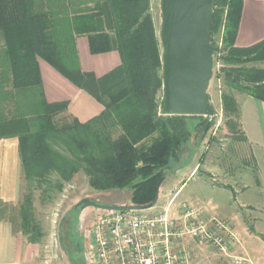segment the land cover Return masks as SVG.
Returning a JSON list of instances; mask_svg holds the SVG:
<instances>
[{
	"label": "trees",
	"instance_id": "trees-1",
	"mask_svg": "<svg viewBox=\"0 0 264 264\" xmlns=\"http://www.w3.org/2000/svg\"><path fill=\"white\" fill-rule=\"evenodd\" d=\"M243 5L216 0L211 34L214 43L222 33V108L225 125L240 140L245 135L235 92L264 101V68L249 65L264 61V39L236 45ZM79 35L88 37L93 54L117 50L121 64L102 76L83 70L74 44ZM0 39V139L18 138L25 183L20 221L9 219L30 242L44 236L33 215L35 186L50 195L83 171L92 188H130L129 203L148 204L193 130L205 137L207 122L213 123L209 116L163 112L162 45L150 0H93L74 7L69 0H0ZM38 58L93 96L102 112L82 122L68 113V101H47ZM190 119L202 121L192 126Z\"/></svg>",
	"mask_w": 264,
	"mask_h": 264
},
{
	"label": "rangeland",
	"instance_id": "rangeland-1",
	"mask_svg": "<svg viewBox=\"0 0 264 264\" xmlns=\"http://www.w3.org/2000/svg\"><path fill=\"white\" fill-rule=\"evenodd\" d=\"M58 1L61 5L66 2V0ZM90 1L93 0H69V3L71 7H74L78 3ZM150 1L151 12L160 37V0ZM2 43L0 39V47ZM213 44L218 47L214 55L213 78L208 89L210 103L215 110L214 116L210 117L213 123L209 120L210 125L204 132L205 137H202L199 130H193L191 139L182 149L180 159L173 161L172 167L161 184L160 197L155 207L162 209L167 206L174 193L183 182H186L173 199L169 211L171 216L175 215L176 208L183 204L200 205L215 212L216 208L222 207L223 213L226 212L227 216L231 213L232 221L235 222L239 234H244V228L251 227L258 217L263 216L264 207L261 202L259 203L260 195L255 182V169L251 163L249 151L242 143L243 140L235 137L225 125L221 100L224 84L221 78H218L219 69L223 65L221 60L223 52L220 50L221 32L214 35ZM249 65L264 68V61H255ZM159 97H162V92ZM199 121L202 120H189L192 126ZM194 170L195 174H192ZM24 188L25 183L22 181L20 200L23 198ZM42 189L35 186L33 191V215L44 233L39 242L40 253L36 264H77V261L72 259L73 253L78 261L86 251L90 254L88 228L91 215L100 209L92 206L82 209L81 205H77L80 199L90 198L100 203L115 204L129 203L131 196L130 188L109 191H98L92 188L88 175L83 171H79L72 180L66 182L61 189L56 188L50 195L43 193ZM242 203L244 206H240ZM19 205L18 203L17 206L12 205L6 209V214L14 217L18 223L20 221ZM235 210L238 214H235ZM205 250L199 251V264H210L211 260L217 259L211 249ZM70 251H72L71 254ZM87 264L94 263L91 260Z\"/></svg>",
	"mask_w": 264,
	"mask_h": 264
},
{
	"label": "crops",
	"instance_id": "crops-1",
	"mask_svg": "<svg viewBox=\"0 0 264 264\" xmlns=\"http://www.w3.org/2000/svg\"><path fill=\"white\" fill-rule=\"evenodd\" d=\"M263 39L264 0H244L236 45L239 47H248ZM74 44L80 65L85 71H93L98 76H102L121 64V56L117 50L97 54L91 53L89 40L86 35L76 36ZM38 60L47 101H68V113L82 122L102 112L103 105L93 96L63 76L47 61L42 58H38ZM235 96L239 101L240 120L245 135L242 143L248 149L251 163L254 169H256L255 182L257 176L259 179V184L256 182L260 195L259 203L261 202L264 207V101L243 92H235ZM195 170L192 174H195ZM185 183H182L171 199L175 197L176 193ZM21 186L22 164L18 138H1L0 264H36L40 253V244L30 242L18 226L16 227L9 219L10 215L6 214L7 208L12 205L15 207L18 204L21 198ZM184 206L186 204L177 207L175 215L173 216H178ZM199 206L197 205L195 207ZM240 206H244V204L242 203ZM216 209V212L211 209H207V211L211 216L232 222L238 238L232 244L230 254L243 256L246 258V264H264V212L263 216L255 220V224L251 227L248 226L247 229L244 228V234H239L235 222L232 221L231 213L227 216L226 212L223 213L224 209L222 207ZM235 214H238L236 210ZM185 242L190 243L193 247L195 254L193 264L200 263L199 251L203 249H206L205 251H210L209 249H211L215 253L217 259L211 260L210 264H229L227 259H223L219 255L216 248L204 243L195 242L191 239H185Z\"/></svg>",
	"mask_w": 264,
	"mask_h": 264
},
{
	"label": "built area",
	"instance_id": "built-area-1",
	"mask_svg": "<svg viewBox=\"0 0 264 264\" xmlns=\"http://www.w3.org/2000/svg\"><path fill=\"white\" fill-rule=\"evenodd\" d=\"M169 204L139 210H102L91 215L89 252L94 264H193L195 254L185 239L216 248L229 264H246L231 255L237 241L233 223L211 216L205 207L184 206L178 216Z\"/></svg>",
	"mask_w": 264,
	"mask_h": 264
},
{
	"label": "water",
	"instance_id": "water-1",
	"mask_svg": "<svg viewBox=\"0 0 264 264\" xmlns=\"http://www.w3.org/2000/svg\"><path fill=\"white\" fill-rule=\"evenodd\" d=\"M216 0H160L163 63L162 110L173 115L215 114L209 86L214 73L217 46L212 42L213 6ZM207 122L205 131L209 128ZM158 183L154 199L145 205L100 203L82 198L77 205L102 210H139L153 207L160 197Z\"/></svg>",
	"mask_w": 264,
	"mask_h": 264
},
{
	"label": "flooded vegetation",
	"instance_id": "flooded-vegetation-1",
	"mask_svg": "<svg viewBox=\"0 0 264 264\" xmlns=\"http://www.w3.org/2000/svg\"><path fill=\"white\" fill-rule=\"evenodd\" d=\"M91 260H92L91 254H89L88 251H86L83 257H81V261L85 264L89 263Z\"/></svg>",
	"mask_w": 264,
	"mask_h": 264
}]
</instances>
